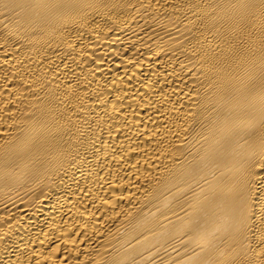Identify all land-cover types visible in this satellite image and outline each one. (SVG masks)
Segmentation results:
<instances>
[{
    "label": "bare ground",
    "instance_id": "bare-ground-1",
    "mask_svg": "<svg viewBox=\"0 0 264 264\" xmlns=\"http://www.w3.org/2000/svg\"><path fill=\"white\" fill-rule=\"evenodd\" d=\"M0 264H264V0H0Z\"/></svg>",
    "mask_w": 264,
    "mask_h": 264
}]
</instances>
